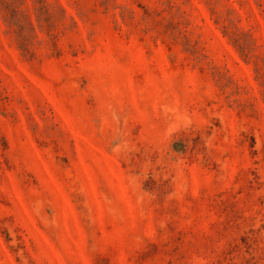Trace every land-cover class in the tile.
Masks as SVG:
<instances>
[{
    "label": "rangeland",
    "instance_id": "374dc122",
    "mask_svg": "<svg viewBox=\"0 0 264 264\" xmlns=\"http://www.w3.org/2000/svg\"><path fill=\"white\" fill-rule=\"evenodd\" d=\"M0 264H264V0H0Z\"/></svg>",
    "mask_w": 264,
    "mask_h": 264
}]
</instances>
